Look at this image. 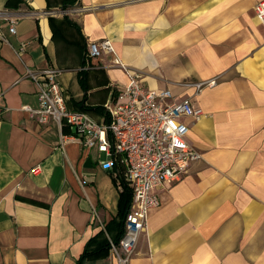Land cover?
<instances>
[{
    "label": "crops",
    "instance_id": "crops-1",
    "mask_svg": "<svg viewBox=\"0 0 264 264\" xmlns=\"http://www.w3.org/2000/svg\"><path fill=\"white\" fill-rule=\"evenodd\" d=\"M65 1L0 0V264H76L87 246L115 239L125 219L118 181L96 151L23 108L39 106L27 67L58 69L68 107L100 121L131 72L201 107L202 116L185 119L201 156L157 190L162 203L129 264H242L250 242L264 239L260 0ZM105 38L123 66L110 54L87 56L89 42ZM212 78L213 86H193ZM83 264L119 262L109 248Z\"/></svg>",
    "mask_w": 264,
    "mask_h": 264
},
{
    "label": "built area",
    "instance_id": "built-area-1",
    "mask_svg": "<svg viewBox=\"0 0 264 264\" xmlns=\"http://www.w3.org/2000/svg\"><path fill=\"white\" fill-rule=\"evenodd\" d=\"M254 12L264 27V0L255 4ZM14 23L10 26L12 32L16 31ZM86 54L90 59L110 54L113 63L120 64L108 38L89 42ZM26 75L38 85L39 106L23 108L42 124L55 120L61 127H70L73 133L68 137L77 139L84 150L96 151L98 162L113 172L120 189L124 183L131 187L133 199L124 219V234L119 241L109 238L110 250L119 264H129L150 210L162 203L157 190L181 178L201 156L188 141L185 119L199 118L202 108L190 97L178 98L168 88L146 87L133 75L106 102L105 116L100 121L86 111L68 107L58 69L27 67ZM216 82V78L201 80L193 86L200 91Z\"/></svg>",
    "mask_w": 264,
    "mask_h": 264
},
{
    "label": "trees",
    "instance_id": "trees-1",
    "mask_svg": "<svg viewBox=\"0 0 264 264\" xmlns=\"http://www.w3.org/2000/svg\"><path fill=\"white\" fill-rule=\"evenodd\" d=\"M17 3H14V0H7L6 2V5L7 6H15V5H18L20 3V0H16ZM77 0H66L65 1V6H67L68 4H74ZM65 19L71 23L72 25L76 26L78 29L80 28L79 25L70 20L68 16H65ZM84 76H82V84L85 85V82H84ZM96 109H102L104 108L103 106H97L95 107ZM67 128V127H65ZM66 133H70L72 134L73 131H71L69 128L66 129ZM132 199H133V194H132V189L131 187L124 183V186H123V189H121V193H120V214H122V217H126L128 211H129V208H130V205H131V202H132ZM124 220V219H123ZM121 222V229H120V232L118 234V236L114 239L115 241H119V239L122 237V235L124 234V222ZM109 248H110V242H108L107 244H105L104 246L98 248V249H95V250H91L88 246L84 249V251L82 252V254L80 255V257L78 258L77 260V263L76 264H83L84 261L87 259V258H90V257H97L99 256L100 254L106 252V251H109Z\"/></svg>",
    "mask_w": 264,
    "mask_h": 264
},
{
    "label": "rangeland",
    "instance_id": "rangeland-1",
    "mask_svg": "<svg viewBox=\"0 0 264 264\" xmlns=\"http://www.w3.org/2000/svg\"><path fill=\"white\" fill-rule=\"evenodd\" d=\"M257 22L260 24V22L258 20H257ZM116 65L123 66L121 60H120V64H116ZM128 75H129V79H130V76L136 75V76H138L142 80L141 75L140 74H137L135 72H131ZM142 83H143V80H142ZM160 89H162V88H160ZM182 98H185V97H182ZM91 115L94 118L95 117L98 118L94 113L91 114ZM258 236H263L264 237V234H261V235H258ZM254 244L256 245L255 252H253V246H254ZM247 247L249 248V243L247 244ZM250 253L252 254V256L251 257H248L247 256L245 259H243L242 264H264V239L262 237L259 238V239H257L255 242H250Z\"/></svg>",
    "mask_w": 264,
    "mask_h": 264
},
{
    "label": "water",
    "instance_id": "water-1",
    "mask_svg": "<svg viewBox=\"0 0 264 264\" xmlns=\"http://www.w3.org/2000/svg\"><path fill=\"white\" fill-rule=\"evenodd\" d=\"M63 10V9H62Z\"/></svg>",
    "mask_w": 264,
    "mask_h": 264
}]
</instances>
